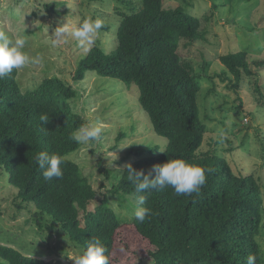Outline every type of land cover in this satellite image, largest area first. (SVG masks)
<instances>
[{
	"label": "trees",
	"instance_id": "1",
	"mask_svg": "<svg viewBox=\"0 0 264 264\" xmlns=\"http://www.w3.org/2000/svg\"><path fill=\"white\" fill-rule=\"evenodd\" d=\"M139 3L120 19L116 50L105 54L93 45L79 62L73 80L80 82L86 72L94 71L134 85L141 110L166 145L160 153L158 148L145 149L150 155L132 162V167L147 175L154 165L182 159L205 169L207 179L200 194L178 196L171 187L146 190L141 194L146 196L144 207L151 209V215L142 224L135 218L129 224L121 222L106 196L90 210L97 193L81 168L66 159L79 150L80 144L72 136L84 125L70 106L75 89L50 77L23 92L18 69L0 79V170L6 172L21 202L36 208V217H48L47 231L58 227L63 237L81 248L91 238L101 239L110 264L123 226H128L124 248L130 251L133 246L146 255L140 264H246L250 254L256 257V264H264L258 241L264 214L258 179L251 174L235 175L225 158L199 151L206 133L198 105L201 87L178 51L182 40L192 44L201 38V21L183 7L166 8L164 0ZM219 61L225 68L220 79L228 81V89L238 88L244 75L254 76L245 52L225 55ZM253 64L264 66L263 62ZM254 87L261 94L257 81ZM44 114L51 115L48 123L40 121ZM40 151L63 158L62 178L43 179L35 163ZM126 172L127 168L111 192L136 198L135 185ZM40 218L37 224L42 226ZM0 257L8 264H61L25 257L2 245Z\"/></svg>",
	"mask_w": 264,
	"mask_h": 264
},
{
	"label": "rangeland",
	"instance_id": "2",
	"mask_svg": "<svg viewBox=\"0 0 264 264\" xmlns=\"http://www.w3.org/2000/svg\"><path fill=\"white\" fill-rule=\"evenodd\" d=\"M139 6V0H0V31L13 40L23 34L28 36L25 51L43 57L41 65L18 69L21 90H32L44 79L57 77L75 89L76 98L70 106L83 118L84 125H103L101 142L80 144L79 150L66 159L81 168L97 193L89 209L106 196L117 217L127 224L134 218L136 198L112 194L111 189L126 165L149 156L144 152L147 148H164L166 140L154 132L141 110L134 85L94 71L86 72L82 81L75 82L74 73L88 51L71 36L68 43L53 47L49 36L67 22L65 17L77 25L87 18L99 19L103 27L94 45L111 54L117 48L115 33L120 19ZM164 6L183 7L201 21V38L192 44L182 40L178 51L201 87L198 105L206 133L199 151L225 158L235 175L256 177L264 207V66L253 64L264 63V0H164ZM237 52L247 53L254 76L244 75L233 91L228 89V81L220 79L225 68L219 59ZM230 78L234 85L235 80ZM255 81L261 94L255 90ZM36 212L32 204L21 202L17 189L8 183L6 172L0 170V245L27 256H57L74 264L72 258L82 248L63 237L58 227L47 231L48 217H36ZM38 218L42 226L37 224ZM127 229L123 226L118 231L116 244L120 247L127 244ZM258 241L264 253V214ZM117 245L112 264L146 261L142 249L131 246L130 251L125 247V252H121Z\"/></svg>",
	"mask_w": 264,
	"mask_h": 264
},
{
	"label": "clouds",
	"instance_id": "3",
	"mask_svg": "<svg viewBox=\"0 0 264 264\" xmlns=\"http://www.w3.org/2000/svg\"><path fill=\"white\" fill-rule=\"evenodd\" d=\"M64 19L67 22L56 27L52 35L49 36L52 46L58 47L68 43V37L71 36L78 41L81 48L89 51L95 44L103 27V22L99 19L92 20L87 18L77 25L69 22L66 17ZM27 37L23 34L13 40L5 32L0 31V79L11 74L14 69H21L28 65H41L43 63L41 55L33 56L25 51ZM50 116L47 114L41 115V123H48ZM102 129V124L87 123L76 130L72 139L81 145H87L89 142L99 143L103 139ZM159 151L165 152L164 148ZM111 155H114V153ZM63 162L62 157L56 154H49L47 151H40L35 157V163L42 170L45 181L63 177L61 168ZM126 168L128 181L135 185L136 200L133 216L141 224L151 215V209L144 207L146 196L141 193L154 188L164 189L171 187L178 196H190L193 193L199 195L207 179L205 169L189 164L182 159H169L166 163L154 165L147 175L142 171H136L131 164L126 165ZM120 251L125 252L123 245H121ZM106 253H108V249L104 246L101 239L91 238L86 247L74 254L72 259L74 264H110V257ZM0 264H8V261L0 257ZM246 264H256V257L250 254L246 258Z\"/></svg>",
	"mask_w": 264,
	"mask_h": 264
},
{
	"label": "water",
	"instance_id": "4",
	"mask_svg": "<svg viewBox=\"0 0 264 264\" xmlns=\"http://www.w3.org/2000/svg\"><path fill=\"white\" fill-rule=\"evenodd\" d=\"M25 257H27V255L23 254ZM32 258H36L45 262H49V261H53V262H57V261H63L64 264H69L67 261L57 257V256H45V257H32Z\"/></svg>",
	"mask_w": 264,
	"mask_h": 264
}]
</instances>
